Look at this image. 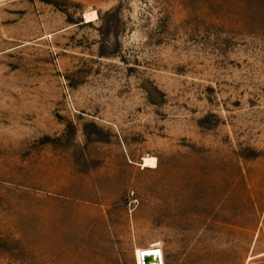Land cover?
Returning <instances> with one entry per match:
<instances>
[{"label":"rangeland","instance_id":"374dc122","mask_svg":"<svg viewBox=\"0 0 264 264\" xmlns=\"http://www.w3.org/2000/svg\"><path fill=\"white\" fill-rule=\"evenodd\" d=\"M155 249L264 264V0H0V264Z\"/></svg>","mask_w":264,"mask_h":264},{"label":"water","instance_id":"95a60500","mask_svg":"<svg viewBox=\"0 0 264 264\" xmlns=\"http://www.w3.org/2000/svg\"><path fill=\"white\" fill-rule=\"evenodd\" d=\"M143 264H162L161 255L158 249L142 253Z\"/></svg>","mask_w":264,"mask_h":264},{"label":"bare ground","instance_id":"6f19581e","mask_svg":"<svg viewBox=\"0 0 264 264\" xmlns=\"http://www.w3.org/2000/svg\"><path fill=\"white\" fill-rule=\"evenodd\" d=\"M97 15H96V13H93L92 14V16H88L87 18L89 19V18H94V17H96ZM89 21H92V20H89ZM142 167L143 168H156L157 166H156V160H155V158H151V157H146V158H144V160H143V163H142ZM156 250V249H155ZM159 250V249H158ZM151 251V250H150ZM159 252H160V255H161V260H162V264H164L163 263V255H162V253H161V251L159 250ZM143 253V252H142ZM141 256H142V254H141ZM143 260V259H142Z\"/></svg>","mask_w":264,"mask_h":264}]
</instances>
